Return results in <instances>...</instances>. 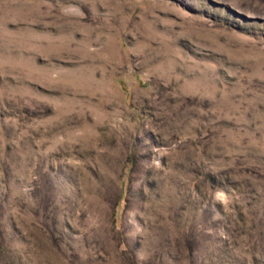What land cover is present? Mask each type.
I'll return each mask as SVG.
<instances>
[{"label": "rangeland", "instance_id": "obj_1", "mask_svg": "<svg viewBox=\"0 0 264 264\" xmlns=\"http://www.w3.org/2000/svg\"><path fill=\"white\" fill-rule=\"evenodd\" d=\"M0 264H264V0H0Z\"/></svg>", "mask_w": 264, "mask_h": 264}]
</instances>
